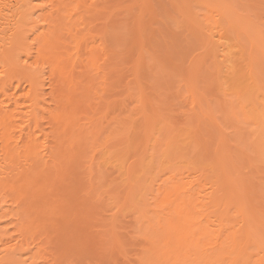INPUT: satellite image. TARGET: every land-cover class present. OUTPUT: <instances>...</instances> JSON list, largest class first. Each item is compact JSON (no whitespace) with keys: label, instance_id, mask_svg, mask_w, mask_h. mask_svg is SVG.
<instances>
[{"label":"rangeland","instance_id":"rangeland-1","mask_svg":"<svg viewBox=\"0 0 264 264\" xmlns=\"http://www.w3.org/2000/svg\"><path fill=\"white\" fill-rule=\"evenodd\" d=\"M0 17V264H149L172 201L200 240L188 264L224 234L218 264L246 230L264 240V0H0Z\"/></svg>","mask_w":264,"mask_h":264},{"label":"bare ground","instance_id":"bare-ground-1","mask_svg":"<svg viewBox=\"0 0 264 264\" xmlns=\"http://www.w3.org/2000/svg\"><path fill=\"white\" fill-rule=\"evenodd\" d=\"M3 1H5V0H3ZM30 2V1H29ZM80 2V1H79ZM66 4V3H65ZM68 5V4H67ZM75 5V4H74ZM82 5H83V3H82ZM76 6H77V4H76ZM62 9H63V7H62ZM66 10V9H65ZM72 11V10H71ZM12 12V11H11ZM14 12V11H13ZM19 12V11H18ZM17 12V13H18ZM2 13V12H1ZM13 14V13H12ZM7 15V14H6ZM5 15V16H6ZM15 15V14H14ZM30 15H31V13H30ZM70 15V14H69ZM8 16H9V14H8ZM7 16V17H8ZM15 16H17V15H15ZM58 16V15H57ZM62 16V15H61ZM11 17V16H10ZM14 18V17H13ZM12 18V19H13ZM53 18V17H52ZM58 18H60V17H58ZM0 19H1V17H0ZM6 19H8V18H6L5 17V20ZM42 20V19H41ZM59 20V19H58ZM4 22V21H3ZM61 22V21H60ZM9 23V22H8ZM5 24V23H4ZM17 24V23H16ZM33 24V23H32ZM44 24V23H43ZM47 24V23H46ZM50 24H52V22L50 23ZM50 24H47V26L49 25V27H52V25H50ZM67 24V23H66ZM40 25V24H39ZM60 25V24H59ZM68 25V24H67ZM32 26V25H31ZM54 26V25H53ZM64 26V25H63ZM34 27H35V24H34ZM37 27V26H36ZM36 27H35V31H38V29H39V26H38V29H36ZM54 27H56V26H54ZM53 27V28H54ZM11 28V27H10ZM9 28V29H10ZM53 28H51L52 29V31L51 32H46L45 31V33H41V34H37L34 38H38V39H40V38H42L43 39V37H44V40H50L52 37H55V36H53L54 35V33H56L57 31H56V28L54 29L55 30V32L53 31ZM57 28H58V26H57ZM71 28V27H70ZM30 29V28H29ZM49 29V28H48ZM59 29V28H58ZM12 30V29H11ZM11 30H8L9 32H11ZM31 30V29H30ZM3 31V30H2ZM2 31L0 32V40L2 39V42H3V40H5L6 38H5V33H2ZM67 31V30H66ZM7 32V31H6ZM30 32V31H29ZM41 32H43V31H41ZM30 34V33H29ZM64 34V33H63ZM13 35V34H12ZM41 35V36H40ZM67 35V34H66ZM76 35V34H75ZM14 36V35H13ZM12 36V37H13ZM16 37V36H15ZM27 38H28V36H26ZM37 38H36V40H37ZM58 38V37H57ZM12 39L13 38H10V39H8V41H9V44H10V42L12 41ZM16 39V38H15ZM14 39V40H15ZM23 39V38H22ZM55 39V38H54ZM41 40V39H40ZM22 41V40H21ZM24 41V40H23ZM35 41V40H34ZM47 41V42H48ZM19 42V41H18ZM31 42V41H30ZM37 42H38V40H37ZM15 43H17V42H15ZM20 43V42H19ZM23 43V42H22ZM26 42H24V44H25ZM0 44H1V42H0ZM4 44H6V43H4ZM8 44V43H7ZM8 44V46L9 47H7V49L9 48L10 49V47H12L13 46V44H12V42H11V44L9 45ZM29 44V43H28ZM27 44V45H28ZM33 44V43H32ZM70 44V43H69ZM68 44V45H69ZM77 44V43H76ZM18 45V44H17ZM17 45H14V46H17ZM34 45V44H33ZM55 45V44H54ZM13 46V47H14ZM19 46V45H18ZM21 46V45H20ZM19 46V47H20ZM71 46H73V45H71ZM4 47V46H3ZM26 47V46H25ZM44 47V45L42 46V48ZM67 47H69V46H67ZM27 48V47H26ZM29 49H30V46L28 47ZM42 48L40 47L39 49H41L40 51H42ZM8 49V50H9ZM13 49H15V48H11L10 50H12L13 51ZM68 49V48H67ZM34 50V49H33ZM46 50V49H45ZM52 50V49H51ZM3 51V53H4V51L5 50H2ZM12 51H9V52H12ZM29 51V53H30V51H31V49L30 50H28ZM44 51V50H43ZM68 51H69V49H68ZM8 52V53H9ZM32 52V51H31ZM38 52V51H37ZM51 52V51H50ZM70 52H71V50H70ZM0 53H2V52H0ZM13 53V52H12ZM27 53V52H26ZM35 53V52H34ZM57 53V52H56ZM68 53V52H67ZM11 53H9V55H10ZM38 54V53H37ZM39 54H41V53H39ZM1 55V54H0ZM3 55V54H2ZM25 55V54H24ZM7 56V55H6ZM5 56V54H4V57H6ZM40 56V55H39ZM54 56L55 57H57V58H54ZM3 57V58H4ZM45 57V56H44ZM59 57L60 56H58L57 54H55V55H53V58L54 59H59ZM29 58V57H28ZM53 59V60H54ZM60 59H62L61 57H60ZM59 59V60H60ZM7 60H9V57H8V59ZM6 60V61H7ZM56 60H55V62H56ZM11 61V60H10ZM26 61V60H25ZM63 61V60H62ZM61 61V62H62ZM225 61V60H224ZM59 62L60 61H58V63L57 64H59ZM43 64V63H42ZM45 65V64H44ZM62 66H63V64H62ZM42 67H44V66H42ZM46 67V66H45ZM47 68V67H46ZM41 69V68H40ZM45 69V68H44ZM44 69L42 70V72L44 71ZM35 70H36V68H35ZM53 70V69H52ZM47 71V70H46ZM66 73V72H65ZM27 77H28V81H32V78H33V73H27ZM63 75V74H62ZM24 78V77H23ZM26 81H27V79H26ZM27 81V82H28ZM35 81H36V79H35ZM42 81V80H41ZM63 81V80H62ZM40 82V81H39ZM42 82H44V81H42ZM42 82H41V84H42ZM35 82L33 81V84H34ZM36 84V83H35ZM40 84V83H39ZM45 84V83H44ZM52 85V84H51ZM253 85V84H252ZM34 86V85H33ZM32 87V86H31ZM38 87V86H37ZM35 88V87H34ZM43 88V87H42ZM35 89H37V88H35ZM51 89V88H50ZM4 90V89H3ZM255 90V89H254ZM253 91V90H252ZM251 91V92H252ZM37 92V91H36ZM39 92V91H38ZM250 92V91H249ZM251 92H250V94H251ZM3 93H4V91H3ZM34 93V92H33ZM43 93V92H42ZM249 93H246V95L248 96V95H250ZM252 94H253V92H252ZM251 94V95H252ZM35 95V94H34ZM37 95V94H36ZM246 95L244 96L245 98H247L246 97ZM263 100V99H262ZM252 101V100H251ZM250 101V102H251ZM264 102V101H263ZM240 103H244V102H240ZM249 103V102H248ZM261 104H264V103H261ZM247 105V104H246ZM263 106V105H262ZM233 108V107H232ZM255 108H253L252 110H250L253 114H254V118H253V114L251 113H244L245 114V117L248 119V118H250V116L253 118V120L255 121V120H257V122H259V125H260V123L262 124L261 126H260V128H262V126L264 127V108L262 109L261 108V110L258 112V116H257V112L255 113V111H256V109L254 110ZM254 110V111H253ZM208 111H211V110H208ZM249 111V112H250ZM2 112V111H1ZM205 113H206V111H204ZM6 112H2V114L3 115H5L4 117H2V115H1V113H0V123H2V122H4V121H7V122H9V116H7V114H5ZM52 113V112H51ZM50 113V114H51ZM204 113V114H205ZM59 114V113H58ZM212 114V113H211ZM248 114V115H247ZM250 114V115H249ZM59 115H61V114H59ZM207 115V114H206ZM256 115V116H255ZM65 116V115H64ZM8 117V120L6 119ZM51 117V116H50ZM58 115H57V112H56V114L54 115V117L53 118H56L55 120H54V122L56 121V122H59L60 121V118H59V121L57 120L58 119ZM62 117V116H61ZM66 117V116H65ZM69 117V116H68ZM68 117H66V119L68 118ZM258 119H257V118ZM34 118H35V116H34ZM252 118H250V119H252ZM52 119V118H51ZM63 119L64 118H62L61 119V121L63 122ZM66 119H64V122H65V120ZM260 119V120H259ZM37 120H38V118H37ZM259 120V121H258ZM27 121V120H26ZM32 121V120H31ZM61 121H60V123H61ZM67 121V120H66ZM25 122V121H24ZM63 122V123H64ZM256 122V123H257ZM31 123V122H30ZM3 124V123H2ZM5 124L6 125H8L9 126V124H7L6 122H5ZM11 124H12V122H11ZM57 124V123H56ZM4 125V124H3ZM3 125H1L2 126V128H3ZM59 126H62V124H58ZM0 126V127H1ZM5 126V125H4ZM13 126H14V123H13ZM35 126V125H34ZM23 127V126H22ZM38 127H40V126H38ZM66 127H68V123L66 124ZM65 127V130L68 132V130H67V128ZM62 128V127H61ZM24 129V128H23ZM60 129V128H59ZM264 129V128H263ZM20 130H21V128H20ZM26 130V129H25ZM38 130H39V128H38ZM42 130V129H41ZM57 130V129H56ZM69 131H71V129L69 130ZM72 132H74V131H72ZM27 135V134H26ZM25 135V136H26ZM65 135H67V134H65ZM61 136V135H60ZM69 136V135H68ZM71 136V135H70ZM74 136V135H73ZM30 136H28L27 135V137H26V139H28ZM32 138V137H31ZM30 138V139H31ZM34 138V137H33ZM33 140V139H32ZM35 140V139H34ZM31 141V140H30ZM29 144V143H28ZM34 146V145H33ZM45 148V147H44ZM32 149V148H31ZM0 151H1V149H0ZM32 151V150H31ZM31 151H30V149H29V152L31 153ZM40 154V153H39ZM7 155H10L9 153H7ZM28 155V154H27ZM29 156V155H28ZM54 156H56V154L54 155ZM46 157V156H45ZM39 157H37V159H38ZM42 158V157H41ZM48 158H49V156H48ZM14 159V158H13ZM35 159V158H34ZM33 159V157H32V163H34V165L35 166H37L36 164H38V163H42V164H44L45 162H43V160H45V159H41L39 162L38 161H36V160H34ZM28 160H29V158H28ZM27 160V162H29ZM53 160V159H52ZM57 160V159H56ZM10 161H11V159H10ZM34 161V162H33ZM5 162H8L7 160H5ZM24 163V162H23ZM47 163V162H46ZM7 164V163H6ZM5 164V165H6ZM12 164V163H11ZM10 164V165H11ZM48 164V163H47ZM7 165H9V164H7ZM24 165V164H23ZM34 165H33V167H34ZM39 165V164H38ZM45 165V164H44ZM22 166V165H21ZM12 167V166H11ZM5 168V167H4ZM10 169V168H9ZM21 169H22V167H21ZM27 169V168H26ZM36 168H34V170H35ZM4 170V169H3ZM8 170V169H7ZM29 170V169H28ZM31 170H33L32 169V167H31ZM33 170V171H34ZM224 170H226V169H224ZM10 171V170H9ZM19 171V170H18ZM20 171H22V170H20ZM221 171V170H220ZM4 173H5V171H4ZM9 173V172H8ZM224 174V173H223ZM6 175V174H5ZM27 175H29V174H27ZM30 175H31V173H30ZM26 176V175H25ZM28 177V176H27ZM217 177V176H216ZM219 177V176H218ZM217 177V178H218ZM221 183V182H220ZM173 190H176V189H173ZM170 192V190H167V192ZM177 191V190H176ZM175 191V192H176ZM239 191V190H238ZM238 191L236 190V193L234 192L233 194L236 196L237 195V198L239 197V195L240 194H238ZM174 192V193H175ZM171 193H173V192H171ZM169 194V193H168ZM177 194V193H176ZM165 196V198L167 197L168 198V196H166L167 195V193L166 194H164ZM243 195V194H242ZM240 197H241V195H240ZM239 197V198H240ZM166 198V199H167ZM238 198V199H239ZM232 199V198H231ZM237 199V200H238ZM234 200H236V199H234ZM169 201V200H168ZM169 202H171V201H169ZM234 202H236V201H234ZM165 203V202H164ZM182 203V204H181ZM181 203H180V205H182V207H183V205H185V207H183V209H179L177 206L176 207H173V201H172V203H169L170 205L168 206V207H166V205H168V204H166L165 206H163V208L165 207V209L166 208H168V212L167 213H169L168 215L170 216V223L174 226L173 228H171L172 230H174V228H175V231L174 232H172V233H170V234H166V237L168 238V239H166L165 238V240L166 241H168V244H166V248H167V250H169L168 249V246H169V242L171 241V242H173L174 243V241H179V242H177L178 244H179V246L177 247V248H181V247H183V250L182 251H178V254H174L172 257H170V258H167V255L165 254L166 252H164L163 250H162V248H165L163 245H162V247L160 246L159 247V245L157 244V242L159 241L160 242V240L163 242H165V240H163V239H156V244H155V241H154V244H153V246H152V251H151V257H152V262L151 263H149V264H188V263H186V255H187V253L189 254V252H193V251H195V250H193V248L197 245V243L198 242H200V240H198V239H196V238H194V237H192L190 234H189V227L187 226V222H190V219H189V217H188V219L186 218H183V214H184V212H185V210H186V206L189 204V202H184V200L183 201H181ZM190 207H188V209H189ZM0 209H2V207H1V205H0ZM190 210H191V208H190ZM189 210V211H190ZM145 213V212H144ZM223 213V212H222ZM172 218V219H171ZM147 219V218H146ZM186 221V222H185ZM144 223V222H143ZM167 223V222H166ZM184 224V225H183ZM164 226H165V224H164ZM146 227V226H145ZM147 228V227H146ZM149 228V227H148ZM148 230V229H147ZM168 230V229H167ZM145 231V230H144ZM158 231V230H157ZM171 231V230H170ZM148 232V231H147ZM152 232V231H151ZM155 232H156V230H155ZM149 233V232H148ZM156 233H158V232H156ZM155 233V234H156ZM163 233V232H162ZM166 233V232H165ZM145 234H146V232H145ZM154 234V235H155ZM159 234V233H158ZM147 235V234H146ZM162 235V234H161ZM168 235H169V237H168ZM151 236H152V234H151ZM209 236H211V234H208V233H201L200 234V238H202V240L203 239H205V238H209ZM154 237V236H153ZM156 237V236H155ZM189 237H192V238H189ZM199 238V239H200ZM238 238V236L237 237H233L232 238V241H234V240H236ZM152 239V238H151ZM150 239V240H151ZM231 239V236L230 235H228L227 236V234H226V236H225V234L221 237V239L220 240H218L217 241V244H216V252H215V254L216 255H221L220 253H223L224 252V248H226V246H224L227 242H229L228 240H230ZM240 240V239H239ZM147 241V240H146ZM220 241H221V243H220ZM162 242H160L161 244H162ZM152 243V242H151ZM173 243H171V244H173ZM234 243V245L235 246H237L238 248H237V250H236V255H234L233 256V258H234V261H233V263L232 264H250L251 262L250 261H246L247 259H244V256L246 255V253H243V251L244 250H247V248L248 247H250V245H257V244H262V245H264V240L263 239H259L258 237H256V236H254V233L253 232H251L249 229L248 230H246V233H244V240H243V246L240 244L241 242H239L238 241V243H236V242H233ZM170 244V245H171ZM177 244V245H178ZM238 244H240V246H242V247H240V246H238ZM176 244H174V246H175ZM176 245V246H177ZM234 246V247H235ZM224 247V248H223ZM173 248V247H172ZM4 251V250H3ZM149 251V250H148ZM163 251V252H162ZM235 251V249L233 250V252ZM169 252V251H168ZM246 252V251H245ZM212 255V256H200L199 257V259L200 260H198V264H218V261L219 260H217V261H210L213 257H215L216 255ZM234 254V253H233ZM153 255V256H152ZM165 255V256H164ZM144 256H146V255H144ZM149 256V255H148ZM189 256V255H188ZM191 256V255H190ZM150 257V256H149ZM218 257V256H217ZM188 258H190V257H188ZM188 258H187V260H188ZM219 258V257H218ZM264 257H261L258 261V264H264V259H263ZM142 259V258H141ZM144 259V258H143ZM148 259V258H147ZM263 259V260H262ZM220 260H221V258H220ZM145 261V260H144ZM217 262V263H216ZM145 263V262H144ZM197 263V261H194V264H196ZM191 264V263H190ZM193 264V263H192Z\"/></svg>","mask_w":264,"mask_h":264}]
</instances>
